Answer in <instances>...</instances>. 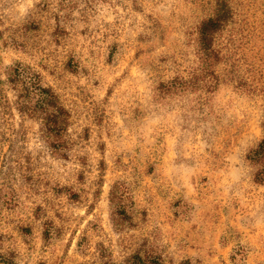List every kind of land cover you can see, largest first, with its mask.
I'll return each mask as SVG.
<instances>
[{"label": "rangeland", "instance_id": "obj_1", "mask_svg": "<svg viewBox=\"0 0 264 264\" xmlns=\"http://www.w3.org/2000/svg\"><path fill=\"white\" fill-rule=\"evenodd\" d=\"M62 1L0 0V80L31 66L69 112L56 138L4 85L0 252L17 264H264V182L247 159L264 136V0H227L214 92L168 83L189 79L217 0Z\"/></svg>", "mask_w": 264, "mask_h": 264}, {"label": "trees", "instance_id": "obj_2", "mask_svg": "<svg viewBox=\"0 0 264 264\" xmlns=\"http://www.w3.org/2000/svg\"><path fill=\"white\" fill-rule=\"evenodd\" d=\"M62 2H67L63 0ZM233 19V11L227 0H217L215 14L202 21L198 28L197 38V60L190 68L189 79H175L168 83V91L181 90L214 92L221 85V74L216 68L226 61L227 57L217 46V37ZM179 80H181L179 82ZM178 83V84H177ZM7 84L16 92L17 108L20 113L31 117L41 118L45 130L52 136L59 138L68 127V110L62 106L57 94L52 88L46 87L42 82L40 74L31 66L23 63H15L8 68L6 83L0 80V100L9 103L5 94L4 85ZM248 85V83H247ZM249 92L255 95L260 90L255 86H249ZM2 114L0 109V125ZM264 130V116H263ZM247 159L258 166L256 181L264 182V136L258 146L249 151ZM112 190V198L118 197L123 188L121 183L116 184ZM116 196V197H115ZM49 229L45 231L44 239H49ZM13 256L0 252V261L3 264H17ZM135 261H134V260ZM130 264H141V258L134 256ZM147 264V263H145Z\"/></svg>", "mask_w": 264, "mask_h": 264}]
</instances>
